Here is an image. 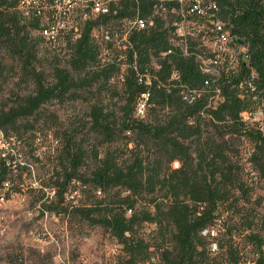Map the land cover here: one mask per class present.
<instances>
[{"label":"trees","instance_id":"trees-1","mask_svg":"<svg viewBox=\"0 0 264 264\" xmlns=\"http://www.w3.org/2000/svg\"><path fill=\"white\" fill-rule=\"evenodd\" d=\"M217 2L235 43L209 75L197 61L202 43L190 41L186 55L173 43V21L160 18L133 31L130 47L104 60V51L116 46L107 27L138 12L150 18V2L121 0L113 5L116 14L87 22L78 38L68 35L59 48L72 52L62 64L51 54L58 46L40 33L41 20L25 15L20 0H0V81L16 73L12 59L28 90L0 107V134L26 141L35 128L30 120L55 117V129L41 128L58 142L49 186L54 198L46 209L78 227L104 228L129 264H244L236 238L246 232L254 247L250 264H264V218L240 205L257 189L244 177L243 141L254 145L250 162L264 188V131L244 117L264 104V0ZM100 29L110 39L95 36ZM54 106L72 108L68 125L45 115ZM7 150H0V189L15 161ZM78 184L82 195L70 200ZM225 213L243 218L229 223L227 216L216 235ZM148 225L159 237L155 245L142 233Z\"/></svg>","mask_w":264,"mask_h":264},{"label":"rangeland","instance_id":"rangeland-1","mask_svg":"<svg viewBox=\"0 0 264 264\" xmlns=\"http://www.w3.org/2000/svg\"><path fill=\"white\" fill-rule=\"evenodd\" d=\"M107 28L115 30L112 25ZM104 29H100L95 36L100 38L104 36ZM40 33L34 31L35 35ZM66 37H60L58 42L50 43L58 46L56 49L53 48L51 54L58 55L62 64L69 59L72 52L68 48H59L65 46ZM113 41L116 46L113 45L108 51H104L103 54L106 55L103 57L104 60L114 59L117 51L124 50L119 48V44H123L121 41L116 42L115 39ZM103 45L106 46L105 43ZM9 65L16 66L17 70L16 73H10L6 81H0V107L4 104L11 105L12 99L17 95L24 96L28 93V90L19 83L18 62L10 59ZM122 69L123 75L125 65ZM122 77H119V82ZM50 114H57L60 116V122L68 125V122H71L72 108L50 107L46 109L45 115ZM244 117L250 127L264 131V104L254 113L246 114ZM49 118L51 120H47L46 117L41 121L30 120L35 128L31 131L32 134L27 135L26 141L15 143L14 137L12 140L10 137L7 138L5 150L9 148L7 152H11L15 161L11 166L10 182L0 189V264H129L123 247L104 228L85 225L78 227L76 223L71 222L68 215L46 209L47 204L54 198V192L49 186L54 174L58 148L54 136L47 134L49 129L53 130L57 125L54 116ZM42 126L47 131L41 133ZM253 148V143L248 140L240 145L244 177L249 184L257 186L256 191L251 195V202L245 204L241 200L240 205L253 209L257 219L262 221L264 188L261 184L258 185L259 175L255 165L250 162ZM76 187L77 196L82 195L80 184ZM259 199L262 200L261 205L257 204ZM141 206L147 205L140 202L139 207ZM242 215L223 214L221 221L214 226L216 235L224 232L223 224L227 216L230 219L229 223H233L240 222ZM154 229L155 227L148 225L142 231L146 241L152 245H155L159 238ZM248 233L236 238L244 251V264H250L254 260V247L245 238ZM151 256L154 258V263L157 262L158 250L154 249Z\"/></svg>","mask_w":264,"mask_h":264},{"label":"built area","instance_id":"built-area-1","mask_svg":"<svg viewBox=\"0 0 264 264\" xmlns=\"http://www.w3.org/2000/svg\"><path fill=\"white\" fill-rule=\"evenodd\" d=\"M134 1L150 2L152 14L150 18H144L138 12L131 18L118 21L112 34L116 42L123 43V46L119 44V48L125 50L130 47V35L133 31L147 30L154 24L153 19L160 18L173 21V43L186 55L189 54L190 41L202 43L199 45L202 52L197 55V61L205 74L215 75L219 60L233 53L235 37L220 16L217 0ZM120 2L121 0H20L18 8L27 16L39 18L41 34L50 43H56L63 36L78 38L87 22L116 14L113 5H119ZM104 35L106 39H110V31H105ZM240 48L241 51H246L245 47ZM147 97L148 95H143V99ZM138 110L139 114H145L146 105L143 101ZM6 146L5 136L0 134V150H5ZM76 196L77 193H73L69 199L75 200Z\"/></svg>","mask_w":264,"mask_h":264}]
</instances>
